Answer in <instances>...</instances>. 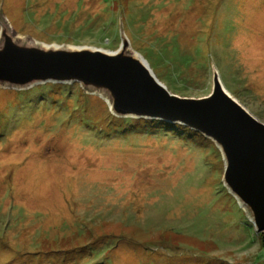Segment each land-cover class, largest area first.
<instances>
[{"label":"rangeland","instance_id":"obj_1","mask_svg":"<svg viewBox=\"0 0 264 264\" xmlns=\"http://www.w3.org/2000/svg\"><path fill=\"white\" fill-rule=\"evenodd\" d=\"M0 9L21 36L110 51L120 18L171 93L204 97L216 71L264 123V0H0ZM223 167L199 133L114 117L77 84L0 86V264H264V232L227 191Z\"/></svg>","mask_w":264,"mask_h":264},{"label":"water","instance_id":"obj_2","mask_svg":"<svg viewBox=\"0 0 264 264\" xmlns=\"http://www.w3.org/2000/svg\"><path fill=\"white\" fill-rule=\"evenodd\" d=\"M118 28L120 43L114 51L44 44L13 31L0 9V86L28 90L77 84L83 93L101 98L114 117L159 120L199 133L219 150L224 186L255 233H263L264 123L224 89L216 71L204 97L171 93L131 49L120 18Z\"/></svg>","mask_w":264,"mask_h":264},{"label":"bare ground","instance_id":"obj_3","mask_svg":"<svg viewBox=\"0 0 264 264\" xmlns=\"http://www.w3.org/2000/svg\"><path fill=\"white\" fill-rule=\"evenodd\" d=\"M253 38H254V37H253ZM44 168H45V166H44ZM44 168H43V171H42V172H44ZM46 168H47V167H46ZM109 171H111V170H109ZM46 172H47V171H46ZM46 172H45V173H46ZM45 173H44V174L41 173L39 177L42 178L41 175H42V174L45 175ZM76 174H77V173H76ZM153 174H154V173H153ZM43 175H42V176H43ZM101 175H102V173H101ZM46 176H48V175H46ZM46 176H45V177H46ZM84 176H85V174H84ZM84 176H83V177H84ZM86 176H87V175H86ZM115 176H116V175H115ZM174 176H175V175H174ZM50 177H52V176H49V179H50ZM105 178H106V177H105ZM88 179H89V177H88ZM37 180H38V182H37V181H36V182H37L38 184H41V182H40V180H39L38 178H37ZM157 180H158V179H157ZM36 182H35V183H36ZM39 182H40V183H39ZM158 189H159V188H158Z\"/></svg>","mask_w":264,"mask_h":264}]
</instances>
